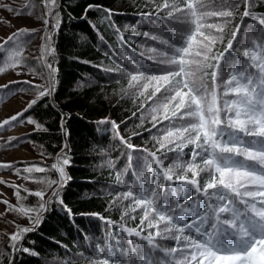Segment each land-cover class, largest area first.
Masks as SVG:
<instances>
[{
	"label": "snow or ice",
	"instance_id": "snow-or-ice-1",
	"mask_svg": "<svg viewBox=\"0 0 264 264\" xmlns=\"http://www.w3.org/2000/svg\"><path fill=\"white\" fill-rule=\"evenodd\" d=\"M241 3L244 6L241 19L250 18L253 25L249 27L264 36V13L253 11L254 0H241ZM153 4L154 11L142 13L152 22L153 29L142 33L133 31L159 45L148 47L150 54L146 56L157 68L142 70L133 65L131 71H119L127 76L128 87L135 89L134 94L144 100L156 98L149 109L152 128L164 121L167 124L157 129L159 135L153 137L158 145L154 151L140 150L145 153L146 173L139 187L128 186L113 197V202L128 201L119 227L122 237L132 245L130 254L121 251L117 255L111 249L101 248L89 264H264V39L249 37V41L234 47L241 26L236 24L226 33L234 17L228 0H219V3L153 0ZM41 5L43 11L36 18L43 22L44 29L36 64L43 71L38 72L24 56L30 43L25 37H34L40 30L20 28L7 37H0V74H28L41 81L10 80L0 85V93H26L33 97L26 108L0 122V128L26 122L34 125L35 131H48L37 119L24 115L45 97L54 104L52 98L56 93L59 69L53 33L62 24L60 0H41ZM0 7L22 15L9 5ZM26 7L33 9L37 5L30 0ZM100 8L89 4L85 13ZM103 10L109 17L113 14L111 9ZM226 35V46L217 50V44H223ZM230 51L238 57L231 64L225 56ZM140 55L143 57L145 53ZM13 84L27 87L12 88ZM140 107H144L143 102ZM60 117L65 141L50 168L33 164L14 171L20 179L43 187L32 191L23 184H9L0 179V184L14 189L17 204L8 200L0 203L7 206L6 211L17 213L31 225L16 224L17 231L10 234V244L6 246L12 252L30 253L19 242L25 234L34 231L53 204L72 214L62 197L63 189L71 180L66 170L71 167V148L65 127L70 114L61 112ZM99 123L110 124L120 143L137 151L121 135L116 121L105 118ZM12 139L15 138L7 143ZM185 149H188V159L177 163L185 157ZM169 153H175L176 161L166 165ZM109 166H112L110 162ZM0 167L13 165L0 164ZM48 172H54L56 178L48 176ZM33 173L46 175L36 177ZM120 177L118 171L117 182ZM30 196L37 198L34 206L24 203ZM100 219L117 225V221ZM128 219H138L139 223L129 227ZM133 237L140 241L139 245L134 244ZM168 240L175 241V246L162 247L160 242ZM158 252L167 259H153V254Z\"/></svg>",
	"mask_w": 264,
	"mask_h": 264
},
{
	"label": "trees",
	"instance_id": "trees-1",
	"mask_svg": "<svg viewBox=\"0 0 264 264\" xmlns=\"http://www.w3.org/2000/svg\"><path fill=\"white\" fill-rule=\"evenodd\" d=\"M254 2L253 11L264 13V0ZM228 3L233 6L234 17L226 33L236 24L241 26L234 47L249 41V37L264 39L254 27H249L253 25L250 18L241 19L244 10L241 0H228ZM89 4L102 8L85 13ZM103 9H111L113 14L109 17ZM59 10L62 24L59 31L53 33L59 69L56 93L52 98L54 104L45 97L25 113L48 129L47 132L33 130L30 135L42 147L43 153L53 156L60 152L65 141L60 113L70 114L65 127L71 148V167L66 170L71 180L63 189L62 197L72 214L53 204L34 231L25 234L19 242L30 249V253L12 252L6 248L10 240H5L0 251V264H89L90 258L101 248L111 249L117 255L121 251L130 254L132 245L122 237L119 227L121 213L128 201L113 202V197L128 186L139 187L146 173L145 153L140 150L154 151L158 145L153 137L159 135L157 129L167 124L164 121L152 128L149 109L156 98L144 100L134 94L135 89L128 87L127 76L119 71H131L133 65L142 70L157 68L146 56L150 54L148 47L159 45L133 31L142 33L153 29L152 22L142 15L154 11L153 0H60ZM227 38L226 35L224 43L217 44V50L226 46ZM141 52L145 56L142 57ZM225 56L230 64L238 59L237 53L232 51ZM142 102L143 108L140 107ZM45 103L49 106L44 107ZM105 118L120 125L121 135L128 138L137 151L121 144L110 124L99 123ZM185 153L181 161H176L175 153H169L165 164L182 163L188 159V149ZM118 171L120 182L116 179ZM100 217L117 221V225L107 224ZM138 223V219L127 220L129 227ZM132 239L134 244H140L137 238ZM160 243L165 248L175 246L172 240ZM153 259L167 258L158 252L153 254Z\"/></svg>",
	"mask_w": 264,
	"mask_h": 264
},
{
	"label": "rangeland",
	"instance_id": "rangeland-1",
	"mask_svg": "<svg viewBox=\"0 0 264 264\" xmlns=\"http://www.w3.org/2000/svg\"><path fill=\"white\" fill-rule=\"evenodd\" d=\"M32 3L37 5L36 8L29 9L26 7L30 0H0V6L9 5L17 12H21L22 15L17 16L15 12H8L5 8L0 7V37H7L13 31L20 28L38 29L40 34L34 37H25L29 39L24 56L27 57V63L36 67V70L43 71V69L36 64V57L39 55L40 45L42 43L40 35L43 34L44 25L43 22L36 17L43 11L41 0H31ZM31 11L32 14L27 13ZM8 23H4V22ZM35 83H41L39 78H33L31 75L22 74L16 76L11 72L6 74H0V85L8 83L10 80L25 81L33 80ZM27 87V85L13 84L12 88ZM33 97L26 93H17L15 95L10 92L0 93V122L5 118H9L17 112L22 111L27 107V104ZM25 117L32 116L24 113ZM33 117V116H32ZM15 123V122H14ZM34 130V125L24 123H15V127L0 128V164H12V168L0 167V179L7 181L9 184H23L29 190L35 191L43 187V185L35 183L31 180L25 181L20 179L14 174L16 168H23L31 166L33 164L38 166H44L50 168L51 164L55 162V156L43 153L41 146L31 138V132ZM10 138L11 143H7ZM43 153L44 155H41ZM33 176L40 177L46 174L33 173ZM48 176L55 179L56 174L54 172H48ZM26 195V193H21ZM51 194L49 190L48 195ZM8 200L11 204H17L16 197L14 196V189L9 188L3 184H0V201ZM37 202V198L28 197L25 204L34 206ZM7 206L0 203V251L4 247L5 240H9L10 234L17 231L16 224L21 226H30L27 219L19 216L12 211H6ZM15 222V223H14Z\"/></svg>",
	"mask_w": 264,
	"mask_h": 264
}]
</instances>
